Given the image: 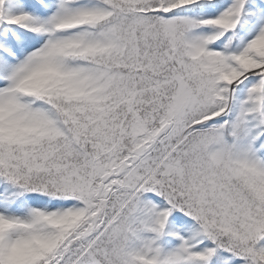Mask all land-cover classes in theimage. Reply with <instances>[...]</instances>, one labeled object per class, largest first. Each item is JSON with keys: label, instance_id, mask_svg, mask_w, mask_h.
Wrapping results in <instances>:
<instances>
[{"label": "snow or ice", "instance_id": "1", "mask_svg": "<svg viewBox=\"0 0 264 264\" xmlns=\"http://www.w3.org/2000/svg\"><path fill=\"white\" fill-rule=\"evenodd\" d=\"M0 264H264V0H0Z\"/></svg>", "mask_w": 264, "mask_h": 264}]
</instances>
